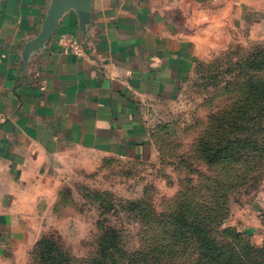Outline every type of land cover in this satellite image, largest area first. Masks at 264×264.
<instances>
[{
	"label": "crops",
	"instance_id": "0c3cea01",
	"mask_svg": "<svg viewBox=\"0 0 264 264\" xmlns=\"http://www.w3.org/2000/svg\"><path fill=\"white\" fill-rule=\"evenodd\" d=\"M51 1L0 0V264L31 263L64 159L150 160L154 106L231 33H264V0H91L84 27L69 8L28 52Z\"/></svg>",
	"mask_w": 264,
	"mask_h": 264
},
{
	"label": "rangeland",
	"instance_id": "374dc122",
	"mask_svg": "<svg viewBox=\"0 0 264 264\" xmlns=\"http://www.w3.org/2000/svg\"><path fill=\"white\" fill-rule=\"evenodd\" d=\"M252 37L210 48L178 100L148 113L150 160L64 159L39 239L52 236L72 264H203L197 225L217 264H249L247 244L264 248V65L247 61L264 33ZM108 229L118 249L102 258Z\"/></svg>",
	"mask_w": 264,
	"mask_h": 264
},
{
	"label": "trees",
	"instance_id": "16d2710c",
	"mask_svg": "<svg viewBox=\"0 0 264 264\" xmlns=\"http://www.w3.org/2000/svg\"><path fill=\"white\" fill-rule=\"evenodd\" d=\"M260 60H263L264 65V46L255 51L253 50L252 53H250L247 57V61H250V63H257ZM258 82L259 80L250 79L249 89L252 90L259 88ZM253 97L255 96L253 95ZM190 229V232L197 234V239L200 243L198 247L200 251L198 257L204 258L203 264H211L214 259L215 264H217L216 256L213 254V249L211 248L210 244L206 243V241L209 240V237L207 236V230L204 227H199L197 225H192ZM117 234L118 233L112 229L106 230L99 244L100 257L105 258V254L107 253V257L109 258L110 252L114 253L115 250L118 249ZM247 248L251 249V252H253L252 257H250L249 264H264V248L255 247L249 243L247 244ZM201 251L204 253H201ZM31 256L34 259V261L32 260L33 264H72L67 253L61 250V248L58 246V243L52 236H43L40 238L37 241ZM97 259L98 258H96V261Z\"/></svg>",
	"mask_w": 264,
	"mask_h": 264
},
{
	"label": "water",
	"instance_id": "95a60500",
	"mask_svg": "<svg viewBox=\"0 0 264 264\" xmlns=\"http://www.w3.org/2000/svg\"><path fill=\"white\" fill-rule=\"evenodd\" d=\"M91 0H52L48 9L44 26L37 37L32 39L27 47V51L41 46L44 41L50 38L55 30L60 16L69 8H73L80 20L81 27L89 21Z\"/></svg>",
	"mask_w": 264,
	"mask_h": 264
},
{
	"label": "built area",
	"instance_id": "2783aa9c",
	"mask_svg": "<svg viewBox=\"0 0 264 264\" xmlns=\"http://www.w3.org/2000/svg\"><path fill=\"white\" fill-rule=\"evenodd\" d=\"M60 43L64 48L72 51L73 53H75L77 55L83 54L82 46L80 45V43H78L77 41H75L73 39L65 38V39L61 40Z\"/></svg>",
	"mask_w": 264,
	"mask_h": 264
}]
</instances>
